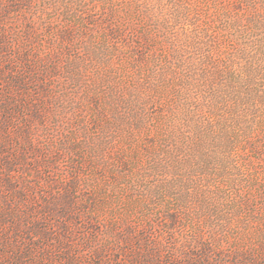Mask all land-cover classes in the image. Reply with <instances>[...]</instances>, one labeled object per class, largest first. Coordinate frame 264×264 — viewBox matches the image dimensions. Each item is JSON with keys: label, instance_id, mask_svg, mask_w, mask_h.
Masks as SVG:
<instances>
[{"label": "rangeland", "instance_id": "1", "mask_svg": "<svg viewBox=\"0 0 264 264\" xmlns=\"http://www.w3.org/2000/svg\"><path fill=\"white\" fill-rule=\"evenodd\" d=\"M0 264H264V0H0Z\"/></svg>", "mask_w": 264, "mask_h": 264}, {"label": "trees", "instance_id": "2", "mask_svg": "<svg viewBox=\"0 0 264 264\" xmlns=\"http://www.w3.org/2000/svg\"><path fill=\"white\" fill-rule=\"evenodd\" d=\"M5 108V107H4Z\"/></svg>", "mask_w": 264, "mask_h": 264}]
</instances>
